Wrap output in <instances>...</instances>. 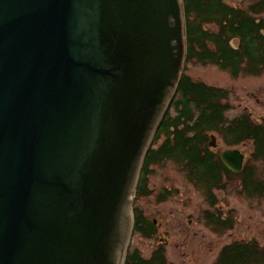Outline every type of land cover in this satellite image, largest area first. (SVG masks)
Returning a JSON list of instances; mask_svg holds the SVG:
<instances>
[{
  "label": "water",
  "instance_id": "1",
  "mask_svg": "<svg viewBox=\"0 0 264 264\" xmlns=\"http://www.w3.org/2000/svg\"><path fill=\"white\" fill-rule=\"evenodd\" d=\"M184 59L181 0H0V264H123Z\"/></svg>",
  "mask_w": 264,
  "mask_h": 264
},
{
  "label": "trees",
  "instance_id": "2",
  "mask_svg": "<svg viewBox=\"0 0 264 264\" xmlns=\"http://www.w3.org/2000/svg\"><path fill=\"white\" fill-rule=\"evenodd\" d=\"M186 39L185 63L212 64L226 71L232 78L241 74L258 76L264 72V0H250L245 8L228 5L225 0H182ZM236 38L234 48L230 41ZM227 90L181 74L175 94L158 127L166 136L157 150L149 148L140 171L135 198L147 195L145 180L147 166L162 156L182 162L188 179L215 202L213 189L224 187V177L239 178L241 192L248 198L264 194V181L255 170L260 163L264 170V120L257 121L248 112L227 118L229 105ZM170 110L174 114H169ZM179 125L182 126L179 128ZM172 128V130L170 129ZM218 133L223 142L233 147L250 143L248 160L238 173L231 172L219 156L207 147L209 134ZM170 135L173 138H170ZM207 213V212H206ZM133 232L144 237L153 234V223L144 220L132 207ZM209 224L231 228V216L225 219L206 217ZM124 264L166 263L161 248L144 260L137 249L128 250ZM214 264H264V243L256 240H234L221 247Z\"/></svg>",
  "mask_w": 264,
  "mask_h": 264
},
{
  "label": "rangeland",
  "instance_id": "3",
  "mask_svg": "<svg viewBox=\"0 0 264 264\" xmlns=\"http://www.w3.org/2000/svg\"><path fill=\"white\" fill-rule=\"evenodd\" d=\"M228 5L245 8L250 0H225ZM232 45H237L233 39ZM184 73L191 79L227 90V118L245 111L257 121L264 120V72L258 76L241 74L232 78L226 71L212 64L188 62ZM173 115L174 111L170 110ZM215 147L211 150L219 155L225 149L237 148L248 160L252 147L243 143L227 146L218 133H212ZM209 140V137H208ZM156 144H151L153 149ZM255 170L264 181V170L260 163ZM224 187L213 190L218 214H230L231 228L219 230L206 222L204 212H212L209 200L201 189L187 177L180 163L165 159L151 166L147 179L150 190L147 196L132 197L131 206L139 208L148 221L155 220L156 234L144 238L130 233L128 250L138 249L143 257L160 246L171 264H214L220 248L234 240H256L264 243V194L248 198L240 190L239 178L224 177ZM167 193V194H166ZM215 215V213H214Z\"/></svg>",
  "mask_w": 264,
  "mask_h": 264
},
{
  "label": "flooded vegetation",
  "instance_id": "4",
  "mask_svg": "<svg viewBox=\"0 0 264 264\" xmlns=\"http://www.w3.org/2000/svg\"><path fill=\"white\" fill-rule=\"evenodd\" d=\"M182 126H180L179 125V128H181ZM171 130H172V128H170ZM170 138H173V136L172 135H170ZM165 140H166V136L164 135V133H160V135H159V137L154 141V143L153 144H156L155 146H154V150H158L164 143H165ZM165 159H172V160H174L171 156H161L160 155V159H158V160H156L155 162H152L151 164H148V166H147V176H146V180H145V185H146V190H147V192H149L150 190L148 189V187H147V179H148V176L150 175V172H151V166L152 165H154V164H156L157 162H159V161H162V160H165ZM175 162H177V163H180L181 164V167L182 168H184L185 169V167H184V164L182 163V162H178V161H176V160H174ZM213 190H216V189H213ZM167 194V193H166ZM148 195V194H147ZM147 195H139V196H141V197H143V196H147ZM215 199V198H214ZM216 199H215V202H214V204L213 205H210V203H209V206L211 207V209H212V212L210 213V212H208V211H205L204 212V217H205V219H206V217H212V219L213 220H215L216 218H218L219 216H220V214H218L219 213V211H217L216 209H215V206H216ZM137 209V211H139L140 213H141V215L143 216V218H144V220H146V221H148V219L145 217V215L143 214V212L139 209V208H136ZM207 212V213H206ZM214 213H215V215H214ZM228 214H225V213H223V214H221V216H222V219H225L226 218V216H227ZM150 222V221H149ZM152 223H153V234H151V236H149V237H144V236H142L140 233H138L139 235H141L142 237H144V238H151V237H153L155 234H156V232H155V220H152L151 221ZM207 222V221H206ZM208 223V222H207ZM209 224V223H208ZM209 225H211L212 227H214V228H216V229H219V230H221L222 228H219V226H215L214 224H209ZM232 226V225H231ZM227 228V227H226ZM227 229H230V228H227ZM224 230V229H223ZM240 241H242V240H240ZM232 242V241H231ZM230 243V242H229ZM229 243H227V244H229ZM226 245V244H225ZM224 246V245H223ZM157 248H161L162 249V253H163V255H164V259H165V261H166V263H170V262H168L167 260H166V257H165V252H164V248H162V247H160V246H157L156 248H154L152 251H151V253H150V255L148 256V257H143L141 254H140V252L138 251V249H137V251H138V254H139V256L141 257V258H143L144 260H147V259H149L152 255H153V253L157 250ZM133 249H136V248H133ZM221 249V248H220ZM220 251V250H219ZM219 251H218V253H219ZM218 253H217V255H218ZM217 257V256H216ZM216 259V258H215ZM171 264V263H170Z\"/></svg>",
  "mask_w": 264,
  "mask_h": 264
}]
</instances>
